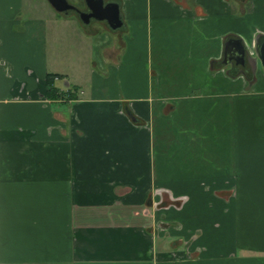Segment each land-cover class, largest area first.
Returning a JSON list of instances; mask_svg holds the SVG:
<instances>
[{"label":"crops","instance_id":"crops-1","mask_svg":"<svg viewBox=\"0 0 264 264\" xmlns=\"http://www.w3.org/2000/svg\"><path fill=\"white\" fill-rule=\"evenodd\" d=\"M114 1L0 0V264H264V0Z\"/></svg>","mask_w":264,"mask_h":264},{"label":"water","instance_id":"water-1","mask_svg":"<svg viewBox=\"0 0 264 264\" xmlns=\"http://www.w3.org/2000/svg\"><path fill=\"white\" fill-rule=\"evenodd\" d=\"M88 10L79 8L76 4L68 0H49V2L59 11H67L74 9L78 12L79 17L84 22H89L91 18L105 19L112 28H116L122 24L119 14L118 2L114 0H84ZM235 42L239 46V55L242 62L245 61V51L241 40L231 38L226 44ZM227 48V47H226ZM227 55V54H226ZM247 60L255 68L259 63L264 71V33H258L254 40L253 54L249 55Z\"/></svg>","mask_w":264,"mask_h":264},{"label":"trees","instance_id":"trees-1","mask_svg":"<svg viewBox=\"0 0 264 264\" xmlns=\"http://www.w3.org/2000/svg\"><path fill=\"white\" fill-rule=\"evenodd\" d=\"M55 73H47L46 75V83H47V87H46V91L47 94L50 97H68L69 93H70V89L71 88H67L66 90H59L57 86H55L52 82L53 77H54Z\"/></svg>","mask_w":264,"mask_h":264},{"label":"rangeland","instance_id":"rangeland-1","mask_svg":"<svg viewBox=\"0 0 264 264\" xmlns=\"http://www.w3.org/2000/svg\"><path fill=\"white\" fill-rule=\"evenodd\" d=\"M92 22H95V21H92ZM69 46H70V45H69ZM66 51H67V52L71 51V48H70V47H67V48H66ZM60 82L63 83L62 80H60Z\"/></svg>","mask_w":264,"mask_h":264},{"label":"flooded vegetation","instance_id":"flooded-vegetation-1","mask_svg":"<svg viewBox=\"0 0 264 264\" xmlns=\"http://www.w3.org/2000/svg\"><path fill=\"white\" fill-rule=\"evenodd\" d=\"M74 4H75V3H74ZM86 10H88V9H86ZM227 57H228V56H227ZM227 57H226V58H227ZM236 58H237V59H240V57H236Z\"/></svg>","mask_w":264,"mask_h":264}]
</instances>
